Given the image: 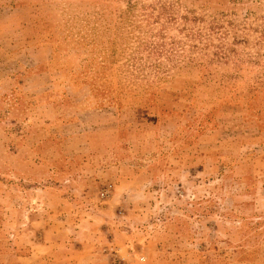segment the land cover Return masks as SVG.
Returning <instances> with one entry per match:
<instances>
[{"label": "rangeland", "instance_id": "obj_1", "mask_svg": "<svg viewBox=\"0 0 264 264\" xmlns=\"http://www.w3.org/2000/svg\"><path fill=\"white\" fill-rule=\"evenodd\" d=\"M0 264H264V0H0Z\"/></svg>", "mask_w": 264, "mask_h": 264}]
</instances>
